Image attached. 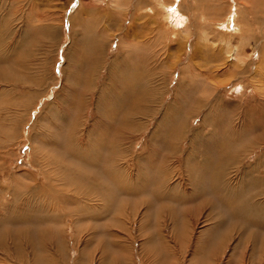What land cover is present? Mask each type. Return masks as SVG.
Instances as JSON below:
<instances>
[{
    "label": "rangeland",
    "instance_id": "1",
    "mask_svg": "<svg viewBox=\"0 0 264 264\" xmlns=\"http://www.w3.org/2000/svg\"><path fill=\"white\" fill-rule=\"evenodd\" d=\"M0 56V264H264V0H0Z\"/></svg>",
    "mask_w": 264,
    "mask_h": 264
},
{
    "label": "bare ground",
    "instance_id": "2",
    "mask_svg": "<svg viewBox=\"0 0 264 264\" xmlns=\"http://www.w3.org/2000/svg\"><path fill=\"white\" fill-rule=\"evenodd\" d=\"M161 2H162V1H161ZM182 21L184 22V19H183ZM235 21H236V20H235ZM237 25H238V24H237ZM236 29H237V28H236ZM3 51H4V50H3ZM0 57H2V56H0ZM99 59H100V57H99ZM100 60H101V59H100ZM100 60H94V67H93V69H97V66H99V64H100V63H99ZM2 61H4V60L0 58V63H1ZM8 65H9V64H8ZM8 65H6V64H4V66H1V65H0V72H3L4 69H7V68L9 67ZM114 68H115V67H114ZM129 75H131V74H129ZM132 75H133V74H132ZM134 75H135V74H134ZM129 78H130V77H129ZM143 78H145V77H143ZM131 79H132V78H131ZM131 79H130V80H131ZM133 79H136V77L134 76ZM133 79H132V80H133ZM139 79H140V78H139ZM145 79H146V78H145ZM130 80H129V81H130ZM125 81H126V80H125ZM127 81H128V79H127ZM133 82H134V81H133ZM135 82H137V81H135ZM94 83H95V82H94ZM138 83H139V82H138ZM117 84H118V83H117ZM125 84H127V83H125ZM121 85H122V82H121ZM121 85H120V86H121ZM123 86H124V85H123ZM123 86H122V87H123ZM125 86H126V85H125ZM125 86H124V88H125ZM132 86H133V84H132ZM113 87H114V86H113ZM146 87H147V86H146ZM90 88H91V87H90ZM90 88H89V89H90ZM124 88H123V89H124ZM86 89H87V88H86ZM129 89H130V87H129ZM91 90H92V89H91ZM121 90H122V89H121ZM132 90H133V88H132ZM118 91H119V90H118ZM123 92H125V89H124ZM118 93H119V92H118ZM121 94H122V93H121ZM121 94H117V96H118V95L120 96ZM128 95H129V94H128ZM142 95H143V94L140 92L138 98H139V100H140V104H141V106L146 107L147 104H149V103H145L146 99H145V98H142ZM119 96H118V97H119ZM129 96H130V95H129ZM126 97H127V96H126ZM119 98H120V97H119ZM119 98H118V99H119ZM123 98H124V97H123ZM80 99H81V98H80ZM123 100H124V99H123ZM134 100H135V99H134ZM126 101H127V100H126ZM74 102H77V101L74 100ZM205 103H208V102L205 101V102L203 103V105H205ZM127 104H128V103H127ZM122 105H123V102H122ZM197 105H201V106H202L201 103H198ZM136 107H137V104L135 105V109H136ZM147 107H148V106H147ZM122 108H123V107H122ZM108 112H109V111H108ZM111 114H112V113H111ZM111 119H112V118H111ZM132 119H133V118H132ZM120 120H121V119H120ZM104 128H105V126H104ZM73 129H74V127H73ZM108 131H109V130H108ZM110 131H111V130H110ZM110 134H113V133H110ZM232 139H233V138H232ZM227 140H228V139H227ZM119 143H120V142H119ZM235 146H237V145H235ZM121 147H122V146H121ZM122 149H123V148H122ZM118 150H119V149H118ZM231 150H232V149H231ZM118 152H119V151H117V154H118ZM235 155H236V154H235ZM113 156H114V155H113ZM113 156H112V157H113ZM88 157H89V156H88ZM233 157H234V156H233ZM230 159H232V158H229V155H228V154H226V156L224 155V157H221V159L219 160L220 163L218 164L217 171H219V172H223V169H225V168L227 167V165H226V161H227V160H230ZM223 160H224V161H223ZM115 161H116V160H115ZM95 164H96V163H95ZM110 168H111V167H110ZM79 170H80V169H79ZM226 170H227V168H226ZM87 172H88V171H87ZM82 173H83V172H81V174H82ZM107 173H108V172H107ZM110 173H111V172H110ZM83 174H84V173H83ZM105 174H106V173H105ZM107 176H108V175H107ZM111 177H112V175H111ZM108 178H109V177H108ZM112 178H113V177H112ZM115 179H116V177H115ZM115 179H114V180H115ZM111 181H112V180H111ZM220 185H222V184H220ZM220 185H219V186H220ZM77 187H78V186H77ZM226 189H227V188H226ZM257 198H258V197H257ZM241 206H242V205L239 204L238 207H241ZM238 207H237V208H238ZM236 210H237V209H236ZM244 210H245V209H244ZM254 210H255V208H254ZM241 212H242V211H241ZM245 213H246L245 211L242 212V215L244 216L243 218H245L246 215H249V214H247V213H246V215H245ZM249 213H250V212H249ZM256 215H257V214H256ZM258 215H259V214H258ZM254 217H255V216H254ZM258 218H259V217H258ZM44 229H45V228H44ZM213 247H214V245L212 244L211 249H209V250L207 251V253L204 254V258H203V256H201L202 259H198V258H197V260H195L192 264H201V263L203 262V260L206 258L207 254H208L210 251H211V253H210V254H211V257H212L213 259H215V260H216V259L219 260L220 255H217V254L215 253L216 251H214L215 248H217V246L214 247V248H213ZM212 248H213V250H212ZM224 251H225V250H224ZM234 259H235V258L232 259V262H234ZM231 264H234V263H231Z\"/></svg>",
    "mask_w": 264,
    "mask_h": 264
}]
</instances>
